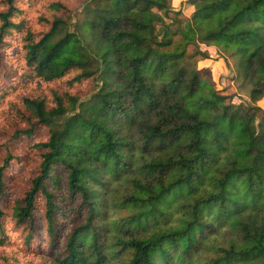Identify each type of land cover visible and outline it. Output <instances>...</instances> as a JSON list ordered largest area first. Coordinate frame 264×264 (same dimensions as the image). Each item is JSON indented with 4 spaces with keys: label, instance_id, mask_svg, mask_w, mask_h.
<instances>
[{
    "label": "trees",
    "instance_id": "16d2710c",
    "mask_svg": "<svg viewBox=\"0 0 264 264\" xmlns=\"http://www.w3.org/2000/svg\"><path fill=\"white\" fill-rule=\"evenodd\" d=\"M186 2L0 0L1 245L10 222L39 264H264V110L199 67L215 46L264 92V0Z\"/></svg>",
    "mask_w": 264,
    "mask_h": 264
},
{
    "label": "rangeland",
    "instance_id": "374dc122",
    "mask_svg": "<svg viewBox=\"0 0 264 264\" xmlns=\"http://www.w3.org/2000/svg\"><path fill=\"white\" fill-rule=\"evenodd\" d=\"M186 3V0H173L172 6L175 11L181 10L182 12L188 14L190 10L189 6H187ZM78 13L75 14V17L79 16ZM201 50L207 51L209 53L210 58L202 60L199 64V67L207 69L210 72L211 76L217 83L218 89H220L223 94L230 96L233 102L236 104H254L264 110V92L255 93L254 96L251 97L248 92L241 91L233 81L234 72L232 68L228 65L226 59L222 56L219 50L215 46H207L205 44L201 45ZM4 118L5 117H3L2 120H8V118ZM64 119V116L59 118L61 122ZM24 125L25 123H22L21 125H16L15 128L23 127ZM4 139L6 138L0 136V141ZM36 156L37 154L35 153L30 154L29 161L32 167L34 166ZM26 170L27 168L23 169V180L33 175V171ZM18 175H20V173L14 175L13 177ZM12 185L14 186L13 183ZM13 194H15V191H13ZM8 224H10L8 225L7 230L9 238L6 246L0 244V256H2V252L15 251L19 257V262L17 264H39V262L41 261L40 254L45 251L46 248H53L52 246L50 247L45 244L46 240H42V236L33 237L31 244H28L24 239L26 232L23 231L21 228H17L14 224H11L10 222ZM3 263L4 261L0 260V264ZM12 263L13 261H10V264Z\"/></svg>",
    "mask_w": 264,
    "mask_h": 264
}]
</instances>
